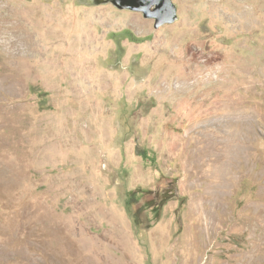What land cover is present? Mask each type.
Instances as JSON below:
<instances>
[{"label":"rangeland","instance_id":"rangeland-1","mask_svg":"<svg viewBox=\"0 0 264 264\" xmlns=\"http://www.w3.org/2000/svg\"><path fill=\"white\" fill-rule=\"evenodd\" d=\"M173 2L0 0V264H264V0Z\"/></svg>","mask_w":264,"mask_h":264},{"label":"water","instance_id":"water-1","mask_svg":"<svg viewBox=\"0 0 264 264\" xmlns=\"http://www.w3.org/2000/svg\"><path fill=\"white\" fill-rule=\"evenodd\" d=\"M88 4H112L118 9L140 12L143 17L152 19L153 26L159 28L163 24L176 21L177 6L173 0H85Z\"/></svg>","mask_w":264,"mask_h":264},{"label":"trees","instance_id":"trees-1","mask_svg":"<svg viewBox=\"0 0 264 264\" xmlns=\"http://www.w3.org/2000/svg\"><path fill=\"white\" fill-rule=\"evenodd\" d=\"M137 192H140V193H137ZM142 192H145V190H143V189H138L137 191L135 190V191H132V193H131V197L128 199V204H131V203H133L135 200H138L139 199V196H140V194L142 193ZM149 192V191H148ZM172 196V195H171ZM168 197L169 196H162V199L165 201V200H167L168 199ZM164 201H162V202H155L154 201V199L153 200H151V201H149L147 204H146V206H149V207H151V211L153 212V214L156 216V217H158L159 215H160V210H161V208H162V205H163V202ZM133 220H134V223L135 224H138V223H140V220H138L137 218H136V215H134L133 216Z\"/></svg>","mask_w":264,"mask_h":264}]
</instances>
